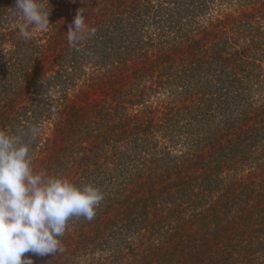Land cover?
<instances>
[{
  "label": "trees",
  "instance_id": "trees-1",
  "mask_svg": "<svg viewBox=\"0 0 264 264\" xmlns=\"http://www.w3.org/2000/svg\"><path fill=\"white\" fill-rule=\"evenodd\" d=\"M15 4L0 0V130L38 127L34 168L104 193L62 252L25 256L264 264V0H50L30 40ZM79 10L95 34L71 47Z\"/></svg>",
  "mask_w": 264,
  "mask_h": 264
},
{
  "label": "clouds",
  "instance_id": "clouds-1",
  "mask_svg": "<svg viewBox=\"0 0 264 264\" xmlns=\"http://www.w3.org/2000/svg\"><path fill=\"white\" fill-rule=\"evenodd\" d=\"M50 0H16L13 16L21 17L20 37L32 38V27L47 29L51 24ZM95 29L78 11L67 31L71 47ZM40 132L0 130V264H33L39 256L63 251L62 240L69 221L83 217L92 220L104 200V193L92 183L75 184L60 176L45 175L33 166L32 142ZM27 137V138H26ZM52 255V256H53Z\"/></svg>",
  "mask_w": 264,
  "mask_h": 264
},
{
  "label": "rangeland",
  "instance_id": "rangeland-1",
  "mask_svg": "<svg viewBox=\"0 0 264 264\" xmlns=\"http://www.w3.org/2000/svg\"><path fill=\"white\" fill-rule=\"evenodd\" d=\"M161 99H169V98H168V95L165 94V95H162Z\"/></svg>",
  "mask_w": 264,
  "mask_h": 264
}]
</instances>
